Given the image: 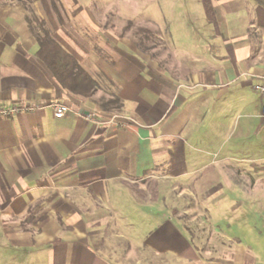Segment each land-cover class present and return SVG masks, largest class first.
I'll list each match as a JSON object with an SVG mask.
<instances>
[{
  "label": "crops",
  "instance_id": "crops-1",
  "mask_svg": "<svg viewBox=\"0 0 264 264\" xmlns=\"http://www.w3.org/2000/svg\"><path fill=\"white\" fill-rule=\"evenodd\" d=\"M184 4L179 18H164L157 50L115 36L96 14L82 33L79 0H0V107L24 108L0 117V232L12 255L27 264H264L235 229L211 224L201 194L229 181L264 206V180L251 174L264 169V95L254 89L264 87V0ZM27 9L98 82L92 98L60 88L40 62ZM113 97L119 110H102ZM185 198L190 226L174 210ZM192 225L216 244L194 245Z\"/></svg>",
  "mask_w": 264,
  "mask_h": 264
},
{
  "label": "rangeland",
  "instance_id": "rangeland-1",
  "mask_svg": "<svg viewBox=\"0 0 264 264\" xmlns=\"http://www.w3.org/2000/svg\"><path fill=\"white\" fill-rule=\"evenodd\" d=\"M88 1V2H87ZM79 0L80 8L82 10V16L75 18V21L81 23L82 33L87 34L90 26L87 25V21L92 17L91 15H97L96 18L102 20V24L106 25V29L111 28L112 33L116 36L119 34H124L129 40H134L135 45L139 42L140 37L135 35V31L143 29L147 34H143L149 38L146 42H143L144 48H156L162 45V41L158 39L157 36H162L163 39H167L168 34H164L166 29H168V23L172 16L175 18L181 13H185L187 7L184 3L186 0ZM98 10L95 12V9ZM64 14L65 13H62ZM162 14V16H160ZM156 18L155 21L153 17ZM167 20L165 21L164 20ZM151 19V20H150ZM84 20V21H83ZM154 21V22H152ZM104 22V23H103ZM130 26H127L129 25ZM164 23L166 25H164ZM89 28V29H88ZM81 33V34H82ZM100 38L103 36L101 33L97 32ZM94 38V37H93ZM161 43V44H160ZM167 48V47H166ZM141 49V48H140ZM165 49V48H163ZM239 167V169L248 168V165L244 164H233V167ZM236 171L235 172L236 174ZM241 175L243 172L239 171ZM259 178L264 180V169H257L251 171ZM244 179H248L244 175ZM242 181H244L242 179ZM232 182L224 181L222 182L223 188H219L215 185L206 184L204 185L202 195L205 202L202 204L203 207L208 209L209 213L213 215L211 219V224L217 229L225 230L229 228V231L235 229L239 234L242 241V245H250L261 262L264 263V218L263 211L264 206L254 203V201H248L246 199L247 193L242 190L239 186L232 185ZM243 184V182H242ZM241 184V186H242ZM183 198V197H182ZM192 203L186 198L184 200L177 199L175 204V214L176 218L179 219L182 225H189L186 221L187 216L182 213L184 207L190 206ZM194 205V203H193ZM196 210L199 212L200 208L196 206ZM195 224L196 221H194ZM201 225H192L191 229L193 232V242L194 245L206 246V242L209 241L208 249L212 248L216 244L217 236L211 235L210 240L207 234H201ZM153 235H145V239L150 240ZM153 239V238H152ZM7 240H5V235L0 232V264H27L29 261L22 259V257L12 255V247ZM216 247V246H215ZM203 248V247H202ZM19 254V253H18ZM31 263L34 264L35 261L31 259Z\"/></svg>",
  "mask_w": 264,
  "mask_h": 264
},
{
  "label": "trees",
  "instance_id": "trees-1",
  "mask_svg": "<svg viewBox=\"0 0 264 264\" xmlns=\"http://www.w3.org/2000/svg\"><path fill=\"white\" fill-rule=\"evenodd\" d=\"M28 2V0H27ZM29 11L26 23L35 36L37 42V57L51 72L55 82L63 90L76 96L92 98L99 88L98 82L74 59V57L56 42L51 35L50 29L44 21L38 20L34 13ZM131 23H129L130 26ZM143 34L147 32L143 29L135 31V35L140 37L138 44L147 42L149 38ZM144 46V45H142ZM102 110L114 112L119 110L120 101L118 98L101 100L98 102ZM239 179V178H237ZM236 180H234L235 182ZM241 184L242 180H237L236 184Z\"/></svg>",
  "mask_w": 264,
  "mask_h": 264
},
{
  "label": "built area",
  "instance_id": "built-area-1",
  "mask_svg": "<svg viewBox=\"0 0 264 264\" xmlns=\"http://www.w3.org/2000/svg\"><path fill=\"white\" fill-rule=\"evenodd\" d=\"M254 89H255V91L260 92V94L264 95V87L263 86H255ZM52 107H53L54 117L60 118L64 115V112H65L64 106H62L60 104H55V105L53 104ZM22 110H24V108L12 107L9 109H5L3 107H0V117H8L9 115L16 114ZM86 119L91 120V117L87 116Z\"/></svg>",
  "mask_w": 264,
  "mask_h": 264
}]
</instances>
